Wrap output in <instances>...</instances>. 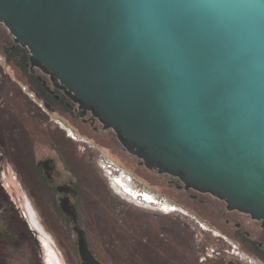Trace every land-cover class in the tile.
Instances as JSON below:
<instances>
[{
  "label": "water",
  "instance_id": "1",
  "mask_svg": "<svg viewBox=\"0 0 264 264\" xmlns=\"http://www.w3.org/2000/svg\"><path fill=\"white\" fill-rule=\"evenodd\" d=\"M0 19L147 169L264 226V0H0Z\"/></svg>",
  "mask_w": 264,
  "mask_h": 264
},
{
  "label": "rangeland",
  "instance_id": "2",
  "mask_svg": "<svg viewBox=\"0 0 264 264\" xmlns=\"http://www.w3.org/2000/svg\"><path fill=\"white\" fill-rule=\"evenodd\" d=\"M39 89L13 71L12 57L0 54V264H48L44 240L62 264H83L79 234L71 231L55 191L36 168L46 157L56 160L62 178L75 185L67 196L101 264H263L264 255L257 259L250 252L260 250L244 236L228 233L233 226L210 211L225 210L216 197L204 195L203 204L170 186L165 174L91 140L54 109L49 96L52 108L41 101ZM64 128L81 139H72ZM101 151L131 176L135 189L167 198L177 212L143 207L115 192L97 165Z\"/></svg>",
  "mask_w": 264,
  "mask_h": 264
},
{
  "label": "flooded vegetation",
  "instance_id": "3",
  "mask_svg": "<svg viewBox=\"0 0 264 264\" xmlns=\"http://www.w3.org/2000/svg\"><path fill=\"white\" fill-rule=\"evenodd\" d=\"M0 54L3 57H7V59H10V57H12L13 71L17 72L18 75L29 82L31 87L36 88L37 86H39L40 92L37 90L39 95L45 97V101L47 102L49 100L46 97L49 96V98L53 100L52 104L54 106V109L62 116H64L65 120H67L74 127V129L83 132L91 140L100 145L107 146L108 149L115 151L120 155H127L131 159L135 160L138 166L145 167L144 165H142L141 159L129 154L123 148L120 140L118 139L115 129H113L112 127L108 128L106 126L105 121H103L102 118L98 116V111L81 108V104L79 103V101H76L74 99V96H70L68 94L67 88L61 83L59 79L54 78L52 74L48 73L46 70H44L43 67H41L39 62H36L28 47L25 46L22 42L16 40L15 36L10 32L9 28L1 19ZM59 104L63 105L65 110H61L59 108ZM65 125L68 126L63 122V126ZM68 127L72 130V132H75L72 127ZM64 130L66 131L65 128ZM36 168L40 173V177H42L43 180L47 182L49 190L55 191L53 198H56L58 209L61 211L62 215H64L66 222L69 224V227L72 226L71 231L75 232L76 230L77 232V230H80L82 224L78 209L76 208V206L72 205L71 200L67 196V193L69 194L75 191V185L70 186L68 184L69 182H67V179L62 178L63 172L59 169L56 160L51 157H46L42 161L37 162ZM165 176L168 180V184L170 186L176 187L183 194H188L203 204L208 202V200L204 199L203 197L204 195H208L210 193L201 192L193 184L187 186L186 183L177 176H173L170 174H165ZM124 186L127 189L128 185L124 184ZM215 197L216 196H214V198ZM215 200L217 203H223L225 210L218 211L216 209H212L210 211H216L217 213L221 214L220 218L224 220L225 224L228 226H233L232 231L228 232L227 229L225 230L236 238L239 235L244 236L245 239L249 240L251 244L257 247L262 254L258 255L257 252L250 249L251 254H254L257 259L260 257V255H264V226L262 221L253 219L250 214L244 213L239 209L228 210L227 204L224 200H221L217 197ZM64 203L65 209H63ZM66 210L71 214H67L65 212ZM32 216L34 217L33 214ZM33 220L36 224L35 218H33ZM37 227L39 226L37 225ZM219 227L222 228L220 225ZM44 242L46 243V247L48 250L50 249V247L53 249L49 242H47L46 240H44ZM249 247L250 246H248V248Z\"/></svg>",
  "mask_w": 264,
  "mask_h": 264
},
{
  "label": "built area",
  "instance_id": "4",
  "mask_svg": "<svg viewBox=\"0 0 264 264\" xmlns=\"http://www.w3.org/2000/svg\"><path fill=\"white\" fill-rule=\"evenodd\" d=\"M67 133L74 140L81 139L79 137H76L74 134L70 133L69 131ZM97 165L103 171L104 175L106 176V178L108 179V181L110 182V184L112 186H113V184L115 182V179L117 177L127 178V179H129V181L131 182V184L132 183H136L131 178V176H129L126 173V171L119 164H117L114 160H112L111 158H109L102 151L100 152V154L98 156ZM153 196L155 197V199L157 201L156 203L153 204V205L156 206V209H159L160 211H162L165 214H170V213H173V212H177V211L174 210V209L178 210V207H176L175 205L172 206L171 203H170L169 206L166 205V203L168 202V199L167 198H165V197L164 198L163 197H159L158 195H153ZM151 204H152V202H146L145 203L144 201H142V203H140V205H143L145 207H147V206L149 207V206H151Z\"/></svg>",
  "mask_w": 264,
  "mask_h": 264
},
{
  "label": "bare ground",
  "instance_id": "5",
  "mask_svg": "<svg viewBox=\"0 0 264 264\" xmlns=\"http://www.w3.org/2000/svg\"><path fill=\"white\" fill-rule=\"evenodd\" d=\"M67 131H68V129H67ZM69 132L72 133L71 130ZM123 183L128 185L127 189ZM112 188L114 189L115 192L124 196L123 197L124 199H127L131 203H136L137 205H140V203H142V201H144L145 203L146 202H152L151 205H153L154 203L157 202L155 197L153 196L155 194H153L152 192L145 191V190L142 191V190L135 189L133 187V185L131 184V182L129 181V179H127V178L117 177L115 179V182H114ZM166 205L169 206L170 202L168 201L166 203ZM172 206H174V205L172 204ZM48 264H61L57 254L55 253V251L51 247L48 250Z\"/></svg>",
  "mask_w": 264,
  "mask_h": 264
},
{
  "label": "trees",
  "instance_id": "6",
  "mask_svg": "<svg viewBox=\"0 0 264 264\" xmlns=\"http://www.w3.org/2000/svg\"><path fill=\"white\" fill-rule=\"evenodd\" d=\"M33 91L36 92L35 90H33ZM41 101H45V98H44V99H41ZM46 103H47V106H48V107H50V106L52 105L51 102H49V101L46 102ZM50 108H52V107H50Z\"/></svg>",
  "mask_w": 264,
  "mask_h": 264
}]
</instances>
